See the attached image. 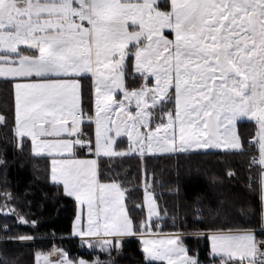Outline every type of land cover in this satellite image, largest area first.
Segmentation results:
<instances>
[{
    "label": "snow or ice",
    "instance_id": "snow-or-ice-1",
    "mask_svg": "<svg viewBox=\"0 0 264 264\" xmlns=\"http://www.w3.org/2000/svg\"><path fill=\"white\" fill-rule=\"evenodd\" d=\"M0 78L12 85L18 147L28 138L48 161L47 178L74 199L73 234L88 248L111 257L137 236L146 264H200L182 233L159 230L151 185L137 221L128 189L105 169L129 156L240 149L233 128L242 117L257 124L259 169L249 186L264 225V0H0ZM0 195V215L37 225L10 193ZM193 216L199 228L190 235L210 241L213 264H264L255 229L205 231L204 210ZM36 259L109 264L59 248Z\"/></svg>",
    "mask_w": 264,
    "mask_h": 264
},
{
    "label": "trees",
    "instance_id": "trees-1",
    "mask_svg": "<svg viewBox=\"0 0 264 264\" xmlns=\"http://www.w3.org/2000/svg\"><path fill=\"white\" fill-rule=\"evenodd\" d=\"M82 85L87 109L92 104L91 82L85 79ZM0 115L6 117V123H0V193H10V203L17 211L38 222L33 227L20 224L13 216L0 215V264H35L37 253L47 254L53 248L63 249L72 258H99L109 264H146L137 236L120 241L111 257L99 248L90 249L81 240L73 239L76 204L47 178L48 161L32 155L28 139L23 140L22 148L18 147L13 131L12 85L3 79H0ZM255 133L253 122H241L237 125L242 145L238 151L129 156L109 162L105 171L110 168L109 174L118 175L123 181L128 189L126 205L137 221L146 218L144 188L151 185L149 190L160 211L159 230L182 233L190 253L196 254L200 264H213L207 238L190 235L194 227L199 228L192 225L196 207L204 210L205 231L255 229L257 238L264 239V233L260 232L259 201L249 186L259 169L252 163L253 157L258 159L256 144L249 141ZM3 202L0 195V204ZM19 235H31L34 239H14Z\"/></svg>",
    "mask_w": 264,
    "mask_h": 264
},
{
    "label": "rangeland",
    "instance_id": "rangeland-1",
    "mask_svg": "<svg viewBox=\"0 0 264 264\" xmlns=\"http://www.w3.org/2000/svg\"><path fill=\"white\" fill-rule=\"evenodd\" d=\"M241 122H253L254 124H255V126H256V132H257V124H256V122L254 121V120H252V119H249V118H246V117H242V118H240L236 123H235V125H234V128H233V131H234V133H235V135L238 137V135H237V125H238V123H241ZM256 144V143H255ZM256 147H257V152H258V144H256ZM239 149H235V150H233V149H224V148H220V149H202V150H195V151H190V152H187V153H200V152H207V151H219V152H234V151H238ZM169 154H179V153H169ZM149 155H168V154H160V153H157V154H149ZM143 205H144V203H143ZM144 208H145V212H146V216H147V207H146V205H144ZM155 219V218H154ZM132 237V236H131ZM125 238H127V237H125ZM140 240V239H139ZM184 243H185V245L189 248V246L187 245V243L185 242V240H184ZM140 247H141V250H142V245H141V241H140ZM190 255H193V256H196V254L195 253H190ZM197 257V256H196ZM54 258V257H53ZM145 258V257H144ZM146 261V260H145ZM158 263V262H157ZM35 264H38V262H37V259H35Z\"/></svg>",
    "mask_w": 264,
    "mask_h": 264
},
{
    "label": "crops",
    "instance_id": "crops-1",
    "mask_svg": "<svg viewBox=\"0 0 264 264\" xmlns=\"http://www.w3.org/2000/svg\"><path fill=\"white\" fill-rule=\"evenodd\" d=\"M0 79H2V78H0ZM24 139H28V138H24ZM29 141H30V139H28ZM31 143V142H30ZM31 153H32V151H31ZM32 155L33 156H35L33 153H32ZM36 157V156H35ZM73 201H74V199L73 198H71ZM75 202V201H74ZM76 204V203H75ZM77 212H78V208H77V205H76V214H77ZM73 223H74V221H73ZM261 233H264V225H262V229H261V231H260ZM72 237H73V239H76V240H81L78 236H75L74 234H73V227H72ZM129 237H131V236H129ZM183 240H185V237L183 236ZM208 244H209V248H210V241H208ZM55 258V257H54Z\"/></svg>",
    "mask_w": 264,
    "mask_h": 264
},
{
    "label": "built area",
    "instance_id": "built-area-1",
    "mask_svg": "<svg viewBox=\"0 0 264 264\" xmlns=\"http://www.w3.org/2000/svg\"><path fill=\"white\" fill-rule=\"evenodd\" d=\"M249 141H250L252 144L255 143L254 140H253V138H251ZM253 166H257V168H259V165H257V164H253Z\"/></svg>",
    "mask_w": 264,
    "mask_h": 264
}]
</instances>
